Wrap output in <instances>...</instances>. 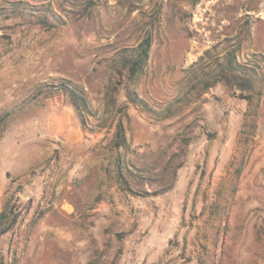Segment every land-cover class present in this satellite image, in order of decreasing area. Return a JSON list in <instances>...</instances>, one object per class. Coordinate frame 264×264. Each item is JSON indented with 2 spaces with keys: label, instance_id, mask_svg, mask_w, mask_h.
Instances as JSON below:
<instances>
[{
  "label": "rangeland",
  "instance_id": "rangeland-1",
  "mask_svg": "<svg viewBox=\"0 0 264 264\" xmlns=\"http://www.w3.org/2000/svg\"><path fill=\"white\" fill-rule=\"evenodd\" d=\"M63 105L132 220L61 205ZM249 162L264 182V0H0V264H264V204L233 224L212 188ZM182 169L208 187L175 211Z\"/></svg>",
  "mask_w": 264,
  "mask_h": 264
},
{
  "label": "crops",
  "instance_id": "crops-1",
  "mask_svg": "<svg viewBox=\"0 0 264 264\" xmlns=\"http://www.w3.org/2000/svg\"><path fill=\"white\" fill-rule=\"evenodd\" d=\"M63 110H67L66 118H61L57 120V123L49 122V126L52 127L55 137L61 141L64 145L72 144V146H79L78 152L76 149H73L70 154L65 153L61 155L60 163L62 165L70 163L71 165L64 169L65 178L68 173L71 174L73 183L63 182L62 189L64 191L62 195V206L66 207L68 212L74 213L76 216H80L82 213H88L87 220H95L97 217L104 216L105 208H109V211H113L112 214L108 215L106 219L111 220L112 222H121L123 224L128 219L127 206L129 205L132 197H130L125 190H121L117 185L108 186L105 184L106 175L102 172L100 165H103L104 157L95 156L94 152L91 150L81 149L83 144V138H88L89 134L83 133L79 128V124L75 118L71 116V107L69 105L61 106ZM86 141V140H85ZM71 161H68V159ZM251 162L247 164L245 171L241 172L239 176V182L228 186L223 179V174L221 178H217V183L214 185L216 193L215 201L217 204L224 205V200L230 199L232 201V219L231 222L234 224L236 222V213L240 212L241 206H251L253 200L258 199L260 204H264V182L259 175V169L253 167V170H256L254 176L249 179L247 175V168ZM99 164V167H97ZM97 165V166H96ZM96 166V171H93L92 168ZM249 166V167H248ZM78 170V173L76 172ZM183 169L180 171V176L177 181L168 188L167 198L165 201L169 205H173V210L176 211L177 207L180 205V202L189 201L194 199L201 202L202 195L206 192L208 184L205 181L191 182L185 181L182 179ZM77 174V176H76ZM246 174V180L243 181L242 178ZM77 180V181H76ZM262 181L261 184L254 183ZM180 186L182 190V196H178L177 199H173V193ZM175 195V194H174ZM205 197V195H204ZM157 201L161 202L164 199L159 196L156 197ZM206 199V198H205ZM207 204V200H205ZM77 207H82L78 209ZM238 207V209H237ZM117 212V213H116ZM247 212V211H246ZM176 215L177 213L174 212ZM182 215V214H181ZM179 215V216H181ZM245 215V214H244ZM102 219V218H98ZM157 243V238L153 239ZM127 254V253H126ZM142 257L143 264H153L152 262L155 259L160 257L164 260H167L168 254L163 251H142L136 252L135 261L132 264H137V260ZM137 259V260H136Z\"/></svg>",
  "mask_w": 264,
  "mask_h": 264
},
{
  "label": "trees",
  "instance_id": "trees-1",
  "mask_svg": "<svg viewBox=\"0 0 264 264\" xmlns=\"http://www.w3.org/2000/svg\"><path fill=\"white\" fill-rule=\"evenodd\" d=\"M147 51H148V47H147V45L144 47V49L142 50V53L140 54L141 55V57H146L147 56ZM136 64H138V61H134V63H133V65L131 66V68H130V72L132 73V72H134V69H135V66H136ZM244 84H246L245 82H244ZM241 90L243 89V88H240ZM240 96L242 97V98H245V99H249V96L250 95H244L242 92H240Z\"/></svg>",
  "mask_w": 264,
  "mask_h": 264
}]
</instances>
